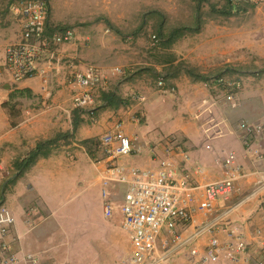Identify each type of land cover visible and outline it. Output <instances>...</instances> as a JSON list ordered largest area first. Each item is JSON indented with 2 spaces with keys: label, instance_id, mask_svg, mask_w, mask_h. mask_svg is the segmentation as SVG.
I'll list each match as a JSON object with an SVG mask.
<instances>
[{
  "label": "crops",
  "instance_id": "obj_1",
  "mask_svg": "<svg viewBox=\"0 0 264 264\" xmlns=\"http://www.w3.org/2000/svg\"><path fill=\"white\" fill-rule=\"evenodd\" d=\"M263 8L253 22L237 17L242 14L238 8L216 9L205 32L202 29L195 37L188 36L191 42L198 43L195 54L179 58V61L188 58L198 67V76L193 78L196 74L189 72L192 77L178 74L171 77L174 86L168 87L167 92L152 93L147 89L149 93L146 87L136 89L140 87L129 76L117 84L107 76V84L96 90L99 105L95 119L73 108L68 84L69 65L75 63L81 69L85 64L87 53L82 39L60 45L55 49V57L46 54L41 57L38 68L45 69L46 81L38 73L15 83L5 72L0 78V162L3 168L0 176L4 182L0 188V205L8 206L15 216L11 239L17 240V249L38 257L37 263L21 261L19 264H118L132 252L130 233L124 226L121 211L115 210L111 216L105 213V198L122 201L126 186L104 185L97 167V161L103 160L104 155L93 152L88 145L114 129L119 120L124 122L125 134L131 139L136 137L140 147L137 155L122 158L120 163L156 169L167 159L175 166L178 177L196 186L229 177L232 170L226 160L229 154L235 153L236 164L247 173V176L235 173L240 194H234L228 201H218L214 214L207 216L197 211L194 217L195 225L221 217L212 234L207 233L199 240L197 247L201 253L211 236L227 240V229L235 226L245 233L246 259L202 263L200 256L192 257L185 250L174 264H261L264 258V183L260 182L259 170L264 171V165L262 169L256 168L254 157L246 154L239 124L264 122ZM70 9L75 13L76 8ZM233 17H237L235 24L229 21ZM62 20L67 23L69 18L52 13L53 23L61 24ZM18 36L19 33L8 29L0 30V67L5 63L6 47ZM186 41V37L179 38L181 45ZM98 54L101 55L99 51ZM102 60L101 63L107 61ZM236 76L244 78L242 102L237 108H229L224 103L214 108L213 130L220 132V136L209 139L205 131L208 121L197 116L199 103L204 97L223 95L217 79H236ZM138 94L145 95L146 101L139 102ZM108 95L119 97L121 103H113V98H106ZM138 115L142 122L136 119ZM27 118L30 119L21 124ZM151 122H156V127H152ZM49 140L55 143L47 145L44 151L47 154H39L33 163L23 168L21 162L38 143ZM255 148L264 159V140H258ZM95 189L98 195L87 197L88 192ZM195 195L198 204L202 191H196ZM194 226L178 228L191 233ZM258 230L262 231L261 235L257 234Z\"/></svg>",
  "mask_w": 264,
  "mask_h": 264
},
{
  "label": "built area",
  "instance_id": "obj_2",
  "mask_svg": "<svg viewBox=\"0 0 264 264\" xmlns=\"http://www.w3.org/2000/svg\"><path fill=\"white\" fill-rule=\"evenodd\" d=\"M232 6H258L264 0H228ZM48 0H17L11 6V12L20 25L16 41L6 47V59L0 67V78L5 72L10 74L15 83L41 74L46 81L45 69L38 68L42 56L55 57V49L63 44L76 43L79 35L74 28L47 31L50 17ZM90 38H84L83 44L88 46ZM160 38L152 35V46H157ZM71 73L68 84L72 90L73 108L82 110L87 117L95 119L99 105L96 90L105 86L108 81L106 72L96 64H84L79 69L76 64L69 65ZM120 75L125 70L116 68ZM217 84L223 89L221 97L208 96L202 98L198 106V118L206 117L207 137H219L220 132L213 130L212 124L216 115L214 108L224 103L229 108H237L242 102L244 84L242 79L221 77ZM158 87L167 91L164 75L159 76ZM175 89H171L174 92ZM139 102L146 97L138 94ZM31 112L28 111V114ZM25 119L21 124L26 123ZM141 120V116L136 117ZM210 119V120H209ZM220 124V123H218ZM213 130V132H209ZM239 130L243 133L241 140L246 154L254 157L258 169L263 168V154L255 148L258 140H264V122L253 123L242 121ZM99 149L104 155L97 161V167L105 186L122 184L126 186L123 200L117 202L105 194V213L111 216L120 210L124 217V226L129 231L132 252L121 259L118 264H174L180 253L188 250L192 257L200 256L199 262L207 263L218 260L243 261L248 256V242L244 231L239 227L227 229L228 239L221 240L213 235L201 253L197 244L201 237L214 231L221 217H215L202 224L195 225V213L204 212L207 216L217 211L218 201H228L234 194H240L239 178L235 173L247 176L239 164L236 155L231 153L227 158V166L232 173L229 177L204 185H191L186 178L178 177L177 170L170 160H162L156 169L139 168L120 163L122 158H132L138 154L137 138L131 139L124 132V122L119 120L114 129L105 132L99 139ZM0 162V171L2 170ZM260 182L264 183V171L259 170ZM3 177L0 176V188ZM196 191H202V199L196 204ZM246 198L242 199L241 204ZM232 209H230L231 211ZM15 216L5 204L0 205V264H19L21 261L37 263L38 257L32 253L16 248L17 240L11 239L15 226ZM194 226L191 233L179 230V226ZM258 230L257 234L261 235ZM264 256V254H263ZM264 264V258L261 262Z\"/></svg>",
  "mask_w": 264,
  "mask_h": 264
},
{
  "label": "rangeland",
  "instance_id": "obj_3",
  "mask_svg": "<svg viewBox=\"0 0 264 264\" xmlns=\"http://www.w3.org/2000/svg\"><path fill=\"white\" fill-rule=\"evenodd\" d=\"M16 1L0 0V30L8 29L19 33L20 25L11 12V6ZM48 1L51 16L52 13H61L65 19L69 18L67 23L62 20L63 24L58 27L69 25L77 31L82 41L84 38H90L91 42L85 46L87 57L83 61L86 64L92 63L102 67L107 76L115 79V84L129 76L132 82L140 87L136 89L142 90V87H146L145 91L149 89L152 93L159 92L157 81L161 75L166 77L167 88L174 86L170 79L177 74L192 77L189 72H194L196 75L193 78L198 76V67L195 68L188 58L179 61V58L193 55L197 51L198 43L191 42L188 36L195 37L202 29L205 32V26L211 22L214 11L226 10L229 7L227 0ZM245 7L246 10L239 11L242 14L236 16L253 22L261 15L259 12L264 3ZM70 8H76L75 13H71ZM237 17L229 21L235 24ZM221 19L223 18L219 20ZM50 23L53 27L57 25L52 21ZM153 34L160 38L157 46H152ZM181 36L187 39L182 45L179 43ZM102 59H106V63H101L100 60L104 61ZM116 68L127 69L126 75L121 76L115 72ZM238 77L236 79H239ZM151 124L156 127L157 123ZM98 141L91 140L88 144L93 152H100ZM97 191H89L87 197L97 196Z\"/></svg>",
  "mask_w": 264,
  "mask_h": 264
},
{
  "label": "trees",
  "instance_id": "obj_4",
  "mask_svg": "<svg viewBox=\"0 0 264 264\" xmlns=\"http://www.w3.org/2000/svg\"><path fill=\"white\" fill-rule=\"evenodd\" d=\"M228 1V0H227ZM229 4V2H228ZM230 7H232V9H236L238 8V12L239 11H242V10H246V7L245 6H232L231 4H229ZM51 11H50V17H49V21H48V25H47V31L49 34L52 35L53 32L55 31H61V30H65V29H69V28H73L69 25H64V26H61V27H58L60 26L59 24L55 25V27H53V25H51ZM113 95H108L106 98H113L112 101L113 103L115 104H119L121 103V101L119 100V97H111ZM52 142H54V140H49V141H45V142H39L38 145H37V148L32 151L27 157H25V159L21 162V165L23 168H26L28 167L31 163H33L35 161V159L37 158V156L41 153H45L47 154V152H44L45 151V148L47 147V145L51 144ZM55 142H56V139H55ZM54 142V143H55Z\"/></svg>",
  "mask_w": 264,
  "mask_h": 264
},
{
  "label": "clouds",
  "instance_id": "obj_5",
  "mask_svg": "<svg viewBox=\"0 0 264 264\" xmlns=\"http://www.w3.org/2000/svg\"><path fill=\"white\" fill-rule=\"evenodd\" d=\"M102 68V67H101ZM103 69V68H102ZM104 70V69H103ZM125 70V74L124 75H121V76H125L126 75V73H127V69H124ZM160 89V88H159ZM161 90V89H160ZM163 91V90H162ZM167 91H168V89H167ZM166 91V92H167ZM171 91V90H170ZM89 118V117H88ZM202 118V117H201ZM89 119H91V118H89ZM205 120L207 121V119H206V117H205ZM249 122V121H248ZM240 125V124H239ZM208 138V137H207ZM210 139V138H209ZM98 143H99V141H98ZM3 185H4V182H3Z\"/></svg>",
  "mask_w": 264,
  "mask_h": 264
}]
</instances>
